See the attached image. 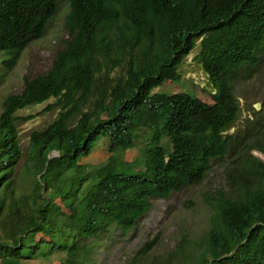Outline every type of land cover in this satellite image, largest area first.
I'll return each mask as SVG.
<instances>
[{
    "label": "trees",
    "instance_id": "obj_1",
    "mask_svg": "<svg viewBox=\"0 0 264 264\" xmlns=\"http://www.w3.org/2000/svg\"><path fill=\"white\" fill-rule=\"evenodd\" d=\"M67 1L70 40L50 70L1 103L0 264L54 256L88 264L102 234L134 226L152 199L199 184L227 154L239 111L232 82L264 42V0ZM57 2L0 0L8 68L42 37ZM196 42L212 102L154 93L179 82ZM50 100L45 110H57L55 118L23 149L18 113ZM140 137L141 157L125 161ZM99 143L106 157L93 162ZM241 171L211 204L200 242L188 255L179 246L178 263L167 264H264V162L250 157Z\"/></svg>",
    "mask_w": 264,
    "mask_h": 264
},
{
    "label": "rangeland",
    "instance_id": "obj_2",
    "mask_svg": "<svg viewBox=\"0 0 264 264\" xmlns=\"http://www.w3.org/2000/svg\"><path fill=\"white\" fill-rule=\"evenodd\" d=\"M69 13L67 0H58L54 15L45 32L31 42L13 66L3 63L0 52V111L1 103L10 94L20 92L26 79L45 74L65 43L70 40L66 29ZM199 50L198 42L179 68L178 83L164 82L154 93L189 92L200 100L211 103L213 87L203 70L194 62ZM253 66H243L232 82V89L239 111L227 134L231 140L225 156L210 163L208 171L197 185L174 191L168 198H154L150 209L129 229L112 228L93 243V254L88 264H167L178 263L175 249L182 246L184 254L199 243L209 228L213 216L212 205L228 196L235 178L240 175L244 160L254 157L264 162V42L256 54ZM53 101L20 111L17 122L21 147L27 146L29 135L44 128L56 116L57 110H45ZM145 139L140 137L135 147L124 155L125 161L141 157ZM103 143H99L93 162L105 158ZM52 155H56L52 153ZM233 183V184H232ZM149 245L147 251H143ZM57 257L32 259L25 264H58Z\"/></svg>",
    "mask_w": 264,
    "mask_h": 264
}]
</instances>
